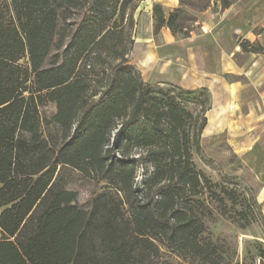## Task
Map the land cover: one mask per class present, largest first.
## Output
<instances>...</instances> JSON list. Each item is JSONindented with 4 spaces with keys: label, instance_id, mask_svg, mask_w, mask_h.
I'll return each instance as SVG.
<instances>
[{
    "label": "trees",
    "instance_id": "trees-1",
    "mask_svg": "<svg viewBox=\"0 0 264 264\" xmlns=\"http://www.w3.org/2000/svg\"><path fill=\"white\" fill-rule=\"evenodd\" d=\"M143 1L0 0V264H161L162 247L210 261L212 245L200 240L212 212L195 199L204 194L224 217L225 201L242 206L231 218L250 224L245 198L192 161L206 117L192 125L185 102L198 99L206 113L208 90L148 84L129 64ZM177 1L166 20L153 2L154 36L166 26L189 38L186 20L240 0ZM236 44L264 53L257 42ZM45 102L55 108L49 119ZM140 167L150 171L138 188ZM67 169L119 196L70 204ZM258 257L262 264L264 252Z\"/></svg>",
    "mask_w": 264,
    "mask_h": 264
},
{
    "label": "crops",
    "instance_id": "crops-1",
    "mask_svg": "<svg viewBox=\"0 0 264 264\" xmlns=\"http://www.w3.org/2000/svg\"><path fill=\"white\" fill-rule=\"evenodd\" d=\"M157 1L166 20L177 1ZM244 9L235 4L222 12L210 11L200 33L185 39L174 37L166 26L154 36L149 10L143 19L138 16V23L143 21L145 27L141 34H134L130 58L148 84L207 89L211 107L202 139L223 134L233 153L251 156L252 162L259 163L264 162V66L261 56L243 52L232 39L235 33L247 40L254 38L253 26L241 22ZM248 183L260 193L253 179Z\"/></svg>",
    "mask_w": 264,
    "mask_h": 264
},
{
    "label": "rangeland",
    "instance_id": "rangeland-1",
    "mask_svg": "<svg viewBox=\"0 0 264 264\" xmlns=\"http://www.w3.org/2000/svg\"><path fill=\"white\" fill-rule=\"evenodd\" d=\"M240 1L236 4L237 9L245 7L241 13L242 24L246 25L249 23V25L253 26L252 32L254 38L250 37L248 41L250 43L257 42L264 48V0H242L243 4H239ZM153 2L159 3L157 0H145L138 4L133 14L136 21L134 34L135 32L141 34L142 30H144L145 23L142 21L139 24L138 16L151 10ZM164 11L167 12L165 9ZM210 11L211 9H208L205 14H201L203 13L201 12L194 15L195 21L186 20L184 22L185 28L183 33L188 32L189 37L191 35H198L201 28L207 25L205 19L210 14ZM163 15L165 18L164 13ZM180 36L178 38H181ZM242 37L241 34L235 33L232 35L233 42L236 43L237 39H244ZM130 54L131 52L128 55L129 64L133 62ZM255 55L261 56L259 61L261 66H264V53ZM185 105L193 115L192 125L198 126L203 114L206 117L207 112H201L198 99H188ZM42 111L49 119L55 113V108L52 104L45 102ZM73 132L72 130V134ZM50 136L53 139L56 137V129L54 127H50ZM202 136L203 131L199 140L200 152L192 151V161L195 170L204 174L213 184H221L225 185L228 189H235L239 199L244 197L246 205H250L253 210L251 213L247 207L245 208L250 224L242 227L243 222L237 223L231 218H237V212L242 209V206L236 205L234 208H231L230 203L225 201L229 216L224 217L220 214L217 203L210 200L208 194H204L203 197L195 199L203 203V209L207 208L212 212L211 218L206 217L203 219L205 232L200 240L202 244L209 243L212 245L210 261L202 260L198 256L191 254L179 255L172 252L169 248L162 247L160 262L161 264H240L245 258L248 263L261 264L258 256L261 252H264V162L261 160L259 163L252 162L251 156L243 157L239 155V152L233 153V150L227 146L226 138L223 134L205 139H202ZM134 153L136 152H131V157ZM149 171V167H140L137 170L135 183L138 188L142 187L145 174ZM250 179L254 180L255 187L258 186L261 189L259 194L255 192L254 187L249 185ZM65 180L66 188L76 193L75 201H70V204H76L80 207H87L93 198L102 193H109L114 196L118 195L114 188L107 187L105 183L99 181L95 176L87 177L72 169H67ZM215 191L218 192V189ZM262 264H264V261Z\"/></svg>",
    "mask_w": 264,
    "mask_h": 264
}]
</instances>
